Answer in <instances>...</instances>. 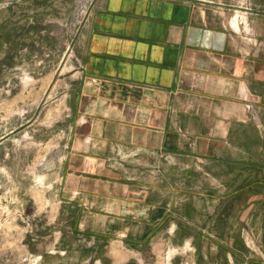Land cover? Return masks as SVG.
<instances>
[{"label": "crops", "instance_id": "1", "mask_svg": "<svg viewBox=\"0 0 264 264\" xmlns=\"http://www.w3.org/2000/svg\"><path fill=\"white\" fill-rule=\"evenodd\" d=\"M83 36L64 92L72 123L59 200L75 219L68 234L116 239L106 248L124 264L125 243L149 244L174 217L175 201L158 185L162 165L176 169L177 158L184 170L194 158L248 170L247 184L234 176V192L247 185L253 216L264 218V8L97 0Z\"/></svg>", "mask_w": 264, "mask_h": 264}, {"label": "rangeland", "instance_id": "2", "mask_svg": "<svg viewBox=\"0 0 264 264\" xmlns=\"http://www.w3.org/2000/svg\"><path fill=\"white\" fill-rule=\"evenodd\" d=\"M94 2L0 0V24L17 28L9 43L0 29V264H115L106 246L116 239L68 234L75 219L59 200L72 123L64 92L82 63ZM232 4L264 8V0ZM176 163L162 165L158 185L174 199V217L149 244L125 243L124 264H264V218L253 216L247 185L234 192V176L247 184L248 170Z\"/></svg>", "mask_w": 264, "mask_h": 264}, {"label": "trees", "instance_id": "3", "mask_svg": "<svg viewBox=\"0 0 264 264\" xmlns=\"http://www.w3.org/2000/svg\"><path fill=\"white\" fill-rule=\"evenodd\" d=\"M9 24V23H8ZM16 26V25H15ZM14 26V27H15ZM1 27H3V28H1ZM0 29H3V31H5V33H4V36H5V38H6V42L8 41V43L9 42H11V38L14 36V33L16 32V29L17 28H15V29H10L9 28V25H5L4 26V24L3 25H1L0 24Z\"/></svg>", "mask_w": 264, "mask_h": 264}, {"label": "water", "instance_id": "4", "mask_svg": "<svg viewBox=\"0 0 264 264\" xmlns=\"http://www.w3.org/2000/svg\"><path fill=\"white\" fill-rule=\"evenodd\" d=\"M95 2H96V0H95ZM95 2H94V3H95ZM93 6H94V5H93ZM90 11H91V10H90ZM90 11H89V13H88V15H87V17H86V19H85V22L83 23L81 29L79 30V33H78L77 37L74 39V41H73V43H72V46L70 47L69 52H68V54L66 55V58L68 57V55H69L71 49L73 48L75 42L77 41L78 36H79V34H80V32H81L83 26L85 25V23H86V21H87V19H88V17H89ZM66 58L64 59L63 64L61 65L60 69L58 70V75H59L60 72L62 71V68H63V65H64V63H65V61H66ZM55 81H56V79H55ZM55 81H54V82H55ZM40 109H41V107H40ZM4 139H5V138H4ZM4 139H3V140H4ZM0 142H1V141H0Z\"/></svg>", "mask_w": 264, "mask_h": 264}]
</instances>
